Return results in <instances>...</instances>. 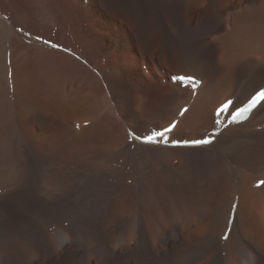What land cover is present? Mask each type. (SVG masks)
<instances>
[{
	"label": "bare ground",
	"instance_id": "6f19581e",
	"mask_svg": "<svg viewBox=\"0 0 264 264\" xmlns=\"http://www.w3.org/2000/svg\"><path fill=\"white\" fill-rule=\"evenodd\" d=\"M43 3L0 0V125L11 108L22 110L25 123V109L41 115V89L37 87L61 68L85 75L92 95L103 90L96 75L68 56L23 45L29 39L51 49L59 44L24 27L37 24L38 31H46L41 22H47L48 10H41ZM150 3L163 48L140 51V59L148 54L149 74H138L127 50L112 55L108 65H113V73L100 61L92 63V54L103 53L95 38L78 42L87 46L86 51L76 49L79 59L103 76L120 115L137 136L143 138L174 121L177 126L168 134L170 141L209 138L220 122L218 136L201 147L163 142L146 145L132 139L123 123L121 127L123 117L106 116L109 128L103 141L109 139L111 148L87 162L98 165L107 157L118 159L117 170L121 169L115 173L120 172V185L115 183L117 174L112 177L113 171L106 169L108 174L104 170L92 176L109 184L98 195L92 194L96 187L91 181L68 185V170L49 176L47 183L41 180V186L29 171L18 191L0 197V264H264V185L257 187L264 180V101L246 122L228 123L247 100L264 89V0ZM34 4L41 8H31ZM60 11L57 5L50 13L54 29L59 27ZM156 55L163 62L162 75L172 62L175 78H196V89L178 81L168 83L159 74L160 64L152 63ZM119 60L124 63H120L123 71ZM159 76L167 85L156 82ZM228 101V110L218 114ZM93 103V108L98 107L97 101ZM183 109L187 111L180 115ZM83 130L75 141L89 144L95 137H85L89 132ZM20 147L26 150L24 143ZM28 158L32 159L30 153ZM259 163H263L261 170L256 167ZM236 203L235 222L224 240Z\"/></svg>",
	"mask_w": 264,
	"mask_h": 264
},
{
	"label": "rangeland",
	"instance_id": "374dc122",
	"mask_svg": "<svg viewBox=\"0 0 264 264\" xmlns=\"http://www.w3.org/2000/svg\"><path fill=\"white\" fill-rule=\"evenodd\" d=\"M57 1L58 4H54L51 0H44V3L41 5L43 7L41 10H48L46 17L48 18L46 19L47 22H41L42 25L44 24L43 27H45L44 29L46 31H38L37 24H32V26H29L27 24L24 27L44 34L45 36L58 41V45H64L65 47L56 45L51 49L50 46H40V44L38 45L31 39H29L30 41L27 40L25 42L26 44L23 43V45H25L30 50H37L39 52L48 53L56 52L59 54L61 53L64 57L68 56L67 58L81 64V67L88 73H90L91 71V73L96 75L99 81H101L100 83L103 87V90L101 88V92L96 93L98 95H92L87 90V84H85V75H83L82 73L73 74L71 72H66L61 68L59 69V71L55 72L57 75H51L52 80L51 78H48V81L46 83H41L37 87V91L41 89L38 92V94H40L42 98V110H38L39 113H42L41 115L36 113L38 115V117H36L34 110L28 108L25 109L24 114L27 121L26 124L21 119L20 112L22 110H18L20 108H11L9 117L6 116L7 113L3 109V112H5L4 114L6 115L3 114L4 118L2 117V122L0 125V197L15 193V190L18 191L20 185L24 184L28 179L29 171H31L30 174H34L33 177H37V186H41L40 184L43 183L41 182V180H44V182L47 183V180L50 177H55L58 172H61L64 169L68 170V185H71L72 187L84 185L86 181H91V183H93L96 188L99 187L97 189L95 188V190L92 191V194L95 193V195H98L108 190H103V188H107L106 186H108L109 184H103L100 181L93 180L92 176L95 174V172L98 171L102 173L106 169L110 172L113 171L112 177H115V175L117 174V177L115 178L120 179V172L115 173L117 168L120 167L119 165H121V163H119L120 161L118 159H109L107 157L104 158L105 160L102 159V161L99 162L98 165L97 163L95 165L94 163L87 162V160H92L93 155H96L97 157V152L102 150H105V152H107L111 148L112 142H110V144L109 142H107L109 139L105 138V141H103L104 136H106L105 132L108 130L107 128H109V124L104 122V118L106 116L112 115L119 120L122 119L123 116H120L121 118H118L117 113L115 112L118 109V105H116L118 103L115 102L114 96L110 93L112 95L111 96L107 91V87L105 86L98 72H96L94 68L92 69L91 67H89V65L86 64L82 59H79L78 56L80 55L77 54L76 49L80 47L79 49L86 51L87 46L85 45V42L82 44H78V42L82 39L87 38H89L90 40H92L93 38L97 39L95 41L98 42V46L100 44V48L102 46L103 54H98L97 52L92 54L94 61H92V59L91 61L92 63L95 62L94 64L96 65H98L100 61L101 66L111 64L110 61L112 60V57L114 55H117L118 53L120 54L121 52H125L127 50L128 56L135 59L136 68L138 70V74L141 77H144L145 74L150 73L148 72V69H150V66H148V63L150 62L147 61L148 54L145 53L146 55L144 54V56L146 57H144V59H140L141 52H143V50H156L158 47L163 48L162 36L157 19L153 13L150 0ZM57 5L59 6V10H61V14H59L60 17L58 16L56 20L59 27L57 29H54L55 25H52L53 19H50V13H52L51 11H54V9H56ZM34 6L39 9L41 8L39 4H37V6L36 4H34L30 7L32 8ZM78 28H80V32L75 33L74 31ZM158 58L159 56L157 57L156 55L154 61L152 62L153 65L155 63L157 65H163V62L160 59L158 60ZM120 63L123 65L124 63L120 60L117 61V65L120 66L119 70L123 71V65L121 66ZM160 65L158 67L160 76H164L168 83H171V81H177L174 76V72L176 70L175 67L172 66V62H169V69L164 70L163 75L161 74L163 68L162 65ZM156 67L154 68V72L158 71L156 70ZM160 76L158 79H156V82L167 85L162 82L165 79H160ZM95 100L97 101V105L95 106H98L99 108H93V102L96 103ZM10 116L13 117L10 118ZM124 119L125 118L123 117L122 120H119L121 127L123 123V128L125 127L124 125L126 122V120ZM77 120L79 123L77 122ZM98 121L100 124L96 123ZM93 123L96 125L93 126ZM77 125H79L80 127H76ZM87 126H91L94 129L92 130V128L89 127L91 132L93 131L92 133H95V136L92 135L90 130H87L89 129ZM95 128H97L98 130H96ZM83 129L89 132L87 135L85 134V137L89 135V137H95V139L91 138L92 141L89 144H81L75 141V139L79 137V135L81 137L82 131H84ZM96 131L100 135H98ZM124 136L126 137L125 134ZM2 137H5L4 143L1 142ZM21 143L25 144L26 150L22 151L20 147ZM4 147L6 148V150L4 149ZM29 153L30 156H32V159H30L32 163L28 158ZM101 153L104 152L102 151ZM61 155H63V157ZM33 158H35L37 161H35V159ZM85 158L86 165L85 163H79L80 159L84 160ZM115 164H117L118 166ZM261 165L263 166V163H259L256 167L260 168L261 170ZM120 169H118L117 171H120ZM106 170L104 173L108 174ZM259 175V171H256V176ZM35 178L32 179L35 181ZM119 179L118 181L115 180L116 185H120L121 181ZM98 182L102 183L103 185ZM100 187L102 188L100 189ZM85 193L87 194V192ZM88 193L91 194L90 191ZM224 196L226 195H223L222 197ZM236 204L238 210L239 204ZM131 244L134 245V242L132 241Z\"/></svg>",
	"mask_w": 264,
	"mask_h": 264
},
{
	"label": "snow or ice",
	"instance_id": "6c2138e0",
	"mask_svg": "<svg viewBox=\"0 0 264 264\" xmlns=\"http://www.w3.org/2000/svg\"><path fill=\"white\" fill-rule=\"evenodd\" d=\"M37 39H40V37H37ZM46 43H48L46 41ZM55 46V45H54ZM175 79H177L180 82H183L185 80L189 82H193L192 77H186V76H178ZM264 101V90L258 92L248 103L245 107L240 108L233 116L232 119L228 123H236L239 122L242 119L247 118L248 114L251 113V111L255 108L258 102ZM231 104V101H228L227 103L223 104L222 107L218 110L219 113H223L228 110L229 105ZM187 109H183L180 113V115H183L184 112H186ZM177 126V123L174 121L169 124L168 127L163 128L159 131H153L151 134L141 138L139 136H135V139L141 140L143 143L146 144H157L163 142L164 144L172 143L174 146H200V145H208L213 142L214 137L204 138V139H195V140H185V141H179V140H169L168 134L171 133ZM76 127H79L77 125ZM135 135V134H133ZM264 185V180H261L257 187ZM226 240L228 239L227 236L224 237Z\"/></svg>",
	"mask_w": 264,
	"mask_h": 264
},
{
	"label": "crops",
	"instance_id": "0c3cea01",
	"mask_svg": "<svg viewBox=\"0 0 264 264\" xmlns=\"http://www.w3.org/2000/svg\"><path fill=\"white\" fill-rule=\"evenodd\" d=\"M100 54H103V53H100ZM106 67H107V69L109 70V72L111 71V73H113V72H112V70H114L113 65H107V64H106ZM96 71L98 72V74L100 75L101 79L103 80L105 86L107 87L106 82H105L103 76L99 73V71H98L97 69H96ZM108 91H109V89H108ZM116 113L119 115V117L121 116L120 113H119V111H118V109H117ZM124 126H125V128H131L129 125H127V123H125ZM131 129H132V128H131ZM132 130H133V129H132ZM133 131H134V130H133Z\"/></svg>",
	"mask_w": 264,
	"mask_h": 264
}]
</instances>
